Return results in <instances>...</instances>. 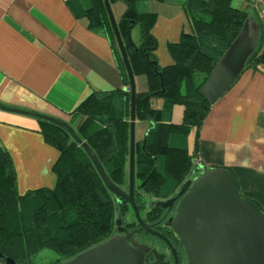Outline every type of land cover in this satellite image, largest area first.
Listing matches in <instances>:
<instances>
[{"label": "trees", "instance_id": "16d2710c", "mask_svg": "<svg viewBox=\"0 0 264 264\" xmlns=\"http://www.w3.org/2000/svg\"><path fill=\"white\" fill-rule=\"evenodd\" d=\"M114 1L125 4L117 26L133 74H144L148 83L147 90L136 91L135 101L136 119L148 121L144 147L143 138L135 144V201L139 209H144L143 194L165 195L193 173L195 149L188 151L187 135L192 128L199 129L211 106L199 88L250 14L247 9L231 5L230 0H184L182 7L194 33V47L184 49L169 43L173 63L159 67L154 57L157 42L150 33L155 13L142 7L148 0H109ZM84 15L89 26L109 33L128 85L103 0H89ZM255 20L259 24L257 46L244 68L264 63V25L257 17ZM136 22L141 28L137 45L130 38ZM177 73L185 78L184 94L175 87ZM154 94L166 95L170 105H182L178 123L165 121L167 113L150 108L148 99ZM129 111L130 91L119 89L92 93L73 115L74 122L82 115L87 117L78 135L95 152L109 178L123 189L128 186ZM99 118L102 121L96 122ZM39 121L45 141L60 153L53 165V188L38 187L19 194L12 158L0 146V254L14 264H39L35 258L44 249L55 255L49 264L68 260L113 236L117 216L130 209L126 201L118 203L71 135H61L63 127ZM3 258L0 262L4 263Z\"/></svg>", "mask_w": 264, "mask_h": 264}, {"label": "crops", "instance_id": "0c3cea01", "mask_svg": "<svg viewBox=\"0 0 264 264\" xmlns=\"http://www.w3.org/2000/svg\"><path fill=\"white\" fill-rule=\"evenodd\" d=\"M183 1L148 0L142 4L145 10L155 13L150 33L157 42L154 57L159 67L173 63L169 43L184 49L194 47L195 37ZM251 1L230 3L247 9L255 19L258 16ZM88 2L0 0V105L58 117L78 134L87 117L82 115L74 122V111L88 96L127 91L129 83L124 82L109 33L87 23L84 8ZM110 6L118 23L125 4L114 1ZM260 20L264 25V19ZM140 35V23L136 22L130 29L134 44L139 43ZM134 77L136 91L148 89L144 74ZM175 87L184 94L183 74H176ZM167 99L166 95L154 94L148 104L167 113L165 121L178 123L182 105H170ZM138 124L141 132H146L148 121L136 119L135 132ZM61 135L69 133L64 129ZM141 137L135 136V140ZM186 143L190 153L195 149L193 159L197 163L232 171L242 196L264 211L263 62L243 68L234 83L211 104L199 129L190 130ZM0 146L12 158L19 194L54 187L53 165L60 153L45 141L39 118L0 108Z\"/></svg>", "mask_w": 264, "mask_h": 264}, {"label": "water", "instance_id": "95a60500", "mask_svg": "<svg viewBox=\"0 0 264 264\" xmlns=\"http://www.w3.org/2000/svg\"><path fill=\"white\" fill-rule=\"evenodd\" d=\"M103 2L129 81L127 189L117 186L109 178L95 152L67 121L18 107L0 105V108L32 114L66 129L73 140L87 153L103 183L116 196L118 203L121 204L124 200L129 204L140 229L145 228L168 241L162 234L146 226L135 201L136 83L110 2L109 0ZM258 35L259 24L254 17L249 16L199 88L200 95L208 103H214L237 79L248 56L257 46ZM145 140L146 135L143 138L142 148ZM155 168L156 163L152 170ZM193 174L197 176L187 179L178 192V196L181 194L183 196L177 204L174 217L170 219V225L185 250L187 264H264V211L242 196L238 190L237 180L229 169L196 163ZM143 183L144 181L141 186ZM121 222L122 219L118 217L117 225L120 226ZM118 230L126 231L124 227ZM137 230H131L124 235L115 234L59 264H143L144 247L128 241ZM171 248L177 257L174 248L172 246ZM0 257L3 258L1 254ZM3 259L5 264H14L11 258Z\"/></svg>", "mask_w": 264, "mask_h": 264}, {"label": "flooded vegetation", "instance_id": "af4514ba", "mask_svg": "<svg viewBox=\"0 0 264 264\" xmlns=\"http://www.w3.org/2000/svg\"><path fill=\"white\" fill-rule=\"evenodd\" d=\"M196 176L191 173L187 179L195 178ZM187 179L175 188L168 190L165 195L156 197L146 193L143 194V199L148 204L146 205L147 208L139 209L143 212L142 219L144 223L148 228L166 237L169 242L145 228L140 229V225L135 219L131 222L122 220L120 226L116 225L113 235H124L126 232L139 229L130 236L128 241L144 247L143 264H187L185 250L170 225V219L172 220L174 217L177 204L183 196V194L178 196V192ZM120 227H124L126 231H119L118 228ZM171 246L174 248L177 257L173 253Z\"/></svg>", "mask_w": 264, "mask_h": 264}, {"label": "rangeland", "instance_id": "374dc122", "mask_svg": "<svg viewBox=\"0 0 264 264\" xmlns=\"http://www.w3.org/2000/svg\"><path fill=\"white\" fill-rule=\"evenodd\" d=\"M144 133H145V131L143 133L141 132V125L138 124V126L136 128V132H135L136 138H140L141 136L143 137ZM141 199L145 202V200L143 199V195L141 196ZM146 205H148V204H146V202H145L144 209L147 208ZM129 208H130L129 210L120 213V215H118L117 218L120 217L122 220H124L126 222L133 221L135 219L134 213H133L131 207H129ZM140 215L142 217L143 212L140 211ZM54 256L55 255L52 251L44 249V250H41L39 254H37L35 259L37 262H39V264H49L51 261H53ZM0 264H5V263L0 262Z\"/></svg>", "mask_w": 264, "mask_h": 264}, {"label": "built area", "instance_id": "2783aa9c", "mask_svg": "<svg viewBox=\"0 0 264 264\" xmlns=\"http://www.w3.org/2000/svg\"><path fill=\"white\" fill-rule=\"evenodd\" d=\"M253 8L255 9L258 18L264 19V0H252L251 1ZM129 88L127 87L126 90ZM197 162L193 159V164Z\"/></svg>", "mask_w": 264, "mask_h": 264}]
</instances>
